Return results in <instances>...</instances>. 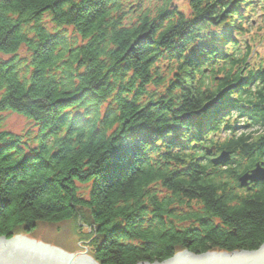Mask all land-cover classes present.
I'll use <instances>...</instances> for the list:
<instances>
[{
	"label": "trees",
	"instance_id": "1",
	"mask_svg": "<svg viewBox=\"0 0 264 264\" xmlns=\"http://www.w3.org/2000/svg\"><path fill=\"white\" fill-rule=\"evenodd\" d=\"M5 112L36 133L0 132L1 237L81 222L100 264L264 244V182L239 183L264 167V0H0Z\"/></svg>",
	"mask_w": 264,
	"mask_h": 264
},
{
	"label": "water",
	"instance_id": "2",
	"mask_svg": "<svg viewBox=\"0 0 264 264\" xmlns=\"http://www.w3.org/2000/svg\"><path fill=\"white\" fill-rule=\"evenodd\" d=\"M212 151H208L211 155ZM231 160L229 152L212 158L214 165H223ZM264 182V167L257 163L255 168L239 178L242 188ZM0 264H99L83 253H68L61 248L40 242L30 234L19 233L11 239L0 236ZM139 264H264V244L255 251H216L195 254L188 250L180 252L163 262Z\"/></svg>",
	"mask_w": 264,
	"mask_h": 264
},
{
	"label": "rangeland",
	"instance_id": "3",
	"mask_svg": "<svg viewBox=\"0 0 264 264\" xmlns=\"http://www.w3.org/2000/svg\"><path fill=\"white\" fill-rule=\"evenodd\" d=\"M183 9L188 12V7L185 6ZM48 24L50 25V23ZM30 130L33 131L34 134L36 133V128L30 121V119L12 112H5L0 114V132L8 131L18 135H23L25 133L28 134ZM79 187H81V194L84 193V196L87 197L88 186L79 185ZM79 223L68 222L63 223L59 226L42 223L37 227V229L29 234L33 235L44 244L53 245L55 247L63 249L68 253H83L91 256L87 249H84L82 247H89L88 245L90 244V242L88 240L86 241V239H88V236L91 235L92 228L84 223H81L83 224L82 228L84 229V233L79 234ZM76 226L77 229H73ZM19 233H17L16 235H18Z\"/></svg>",
	"mask_w": 264,
	"mask_h": 264
},
{
	"label": "bare ground",
	"instance_id": "4",
	"mask_svg": "<svg viewBox=\"0 0 264 264\" xmlns=\"http://www.w3.org/2000/svg\"><path fill=\"white\" fill-rule=\"evenodd\" d=\"M63 250V249H62ZM91 257V256H90ZM100 264V263H99Z\"/></svg>",
	"mask_w": 264,
	"mask_h": 264
}]
</instances>
